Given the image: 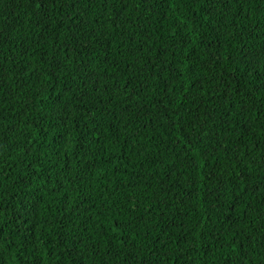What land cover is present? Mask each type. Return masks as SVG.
Returning a JSON list of instances; mask_svg holds the SVG:
<instances>
[{
    "label": "trees",
    "instance_id": "1",
    "mask_svg": "<svg viewBox=\"0 0 264 264\" xmlns=\"http://www.w3.org/2000/svg\"><path fill=\"white\" fill-rule=\"evenodd\" d=\"M0 264H264V0H0Z\"/></svg>",
    "mask_w": 264,
    "mask_h": 264
}]
</instances>
